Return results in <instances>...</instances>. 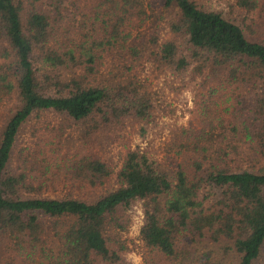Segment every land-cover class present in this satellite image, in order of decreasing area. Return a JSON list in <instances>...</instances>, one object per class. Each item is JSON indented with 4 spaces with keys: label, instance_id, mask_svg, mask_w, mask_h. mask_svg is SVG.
I'll use <instances>...</instances> for the list:
<instances>
[{
    "label": "trees",
    "instance_id": "1",
    "mask_svg": "<svg viewBox=\"0 0 264 264\" xmlns=\"http://www.w3.org/2000/svg\"><path fill=\"white\" fill-rule=\"evenodd\" d=\"M230 1L242 22L199 0H0V264H132V251L144 264H214L211 252L199 257L203 239L235 264H264V169L253 168L264 160V39L245 28L262 0ZM143 34V59L164 84L194 91L212 81L202 96L214 99L164 162L139 146L116 169L94 153L71 157L64 123L17 147L42 114L90 123L91 140L134 123L144 134L159 99L131 75L135 63L117 79L104 71L118 50L131 47L136 59ZM108 184L99 196L75 195ZM137 203L144 220L134 239Z\"/></svg>",
    "mask_w": 264,
    "mask_h": 264
},
{
    "label": "rangeland",
    "instance_id": "2",
    "mask_svg": "<svg viewBox=\"0 0 264 264\" xmlns=\"http://www.w3.org/2000/svg\"><path fill=\"white\" fill-rule=\"evenodd\" d=\"M202 4L207 7H213L215 9L224 11L227 18L240 23L245 19L246 14L241 10L236 9L232 6L230 0H199ZM251 21H256L255 25ZM247 25L252 27L253 34H250V30L247 27V36L250 39H264V0H262L261 7L258 14L252 13L247 20ZM139 36V35H137ZM148 37L143 34L140 35L136 40L133 48L138 52L136 59L131 58V47L127 50L128 54L120 52V50L113 52L107 65L105 66L106 73L111 71V78L117 79V72L122 71V66L124 64L131 65L135 63V68L132 69L131 75L138 76L142 82L149 85V89L152 92L154 98H158L161 103V112L158 118L149 123L146 127V132L140 129V125L136 124L128 125L124 130H119L114 128V130H109L108 132L102 134L99 132L90 139L91 135H87V125L82 123L76 124L72 121L63 119L62 116H57L54 114H42L39 118L34 117L27 123L26 127L21 131V135L18 141V148H26L32 146V143L38 137H44L45 135L50 136L52 130H57L60 125L64 123L65 135H64V147L67 155H70L79 151L81 152L79 156L87 153H94L105 159L108 164H111L114 169L121 162V157L123 156L126 148L141 147L147 149L151 155L159 160H163L166 155L167 145L178 140H182L181 132L188 127H195L196 120L195 116L200 113V109L205 104H210V101L214 97H204L202 95L209 94V87L212 81L203 82L200 79L197 88L194 91H187L185 89H178V91L172 89L168 84H164V78L162 76H156L159 74L157 70L151 68L149 62L145 59L147 49L149 46L146 41ZM119 55V56H118ZM143 56V57H142ZM137 61V62H135ZM179 82L172 83V87H177ZM208 99V100H207ZM207 100V101H206ZM200 111V112H199ZM104 133V132H103ZM18 150V149H17ZM19 151H16V156ZM73 156V155H72ZM71 156V157H72ZM171 161L166 162L165 166L168 169H174L175 162H172V167L170 166ZM254 169H264V160H255ZM111 183V182H110ZM63 186L60 184L61 189ZM109 187L108 185H103L97 188L96 191L87 190L96 193H79L76 192V196H81L83 198L99 196L105 189ZM67 191L69 187H66ZM98 192V193H97ZM131 227L128 232L130 238H137L139 236L140 229L143 225L144 215L141 207V203H137L133 210H131ZM199 257H202L204 253L211 252V260L214 264H235L234 256L231 253L224 252V246L212 243L207 239L199 240L195 243ZM192 247V246H191ZM197 254V255H198ZM128 258L132 264H144L143 256L141 252L137 253L132 251L128 254ZM157 264H163L157 257ZM259 264H263L260 261Z\"/></svg>",
    "mask_w": 264,
    "mask_h": 264
}]
</instances>
